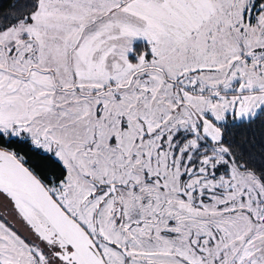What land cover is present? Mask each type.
Returning a JSON list of instances; mask_svg holds the SVG:
<instances>
[{"label":"snow or ice","instance_id":"6c2138e0","mask_svg":"<svg viewBox=\"0 0 264 264\" xmlns=\"http://www.w3.org/2000/svg\"><path fill=\"white\" fill-rule=\"evenodd\" d=\"M0 264H264V0H12Z\"/></svg>","mask_w":264,"mask_h":264},{"label":"trees","instance_id":"16d2710c","mask_svg":"<svg viewBox=\"0 0 264 264\" xmlns=\"http://www.w3.org/2000/svg\"><path fill=\"white\" fill-rule=\"evenodd\" d=\"M11 3L12 0H0V16L8 12ZM252 135H255L256 141L259 142L261 140L262 130L255 128L252 132L248 133L247 136H237V143H244L246 139H251ZM32 163L40 164L41 167H48L50 169L54 167V165H51L48 161H42L38 158H33Z\"/></svg>","mask_w":264,"mask_h":264}]
</instances>
